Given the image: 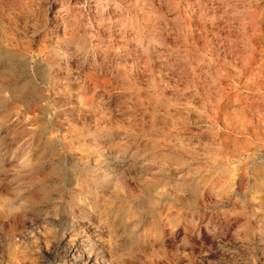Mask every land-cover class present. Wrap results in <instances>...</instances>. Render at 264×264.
I'll use <instances>...</instances> for the list:
<instances>
[{"label": "rangeland", "instance_id": "1", "mask_svg": "<svg viewBox=\"0 0 264 264\" xmlns=\"http://www.w3.org/2000/svg\"><path fill=\"white\" fill-rule=\"evenodd\" d=\"M89 255L264 264V0H0V264Z\"/></svg>", "mask_w": 264, "mask_h": 264}, {"label": "bare ground", "instance_id": "2", "mask_svg": "<svg viewBox=\"0 0 264 264\" xmlns=\"http://www.w3.org/2000/svg\"><path fill=\"white\" fill-rule=\"evenodd\" d=\"M92 261H94V257L92 258V255H89L88 256V261L83 263V264H88L90 262V264H95L97 263L98 261L95 259V261L92 263ZM77 264V263H76Z\"/></svg>", "mask_w": 264, "mask_h": 264}]
</instances>
